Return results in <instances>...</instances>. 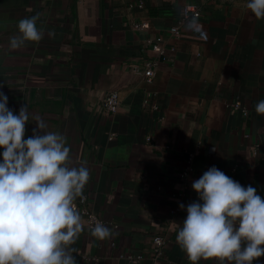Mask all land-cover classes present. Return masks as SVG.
Here are the masks:
<instances>
[{
  "label": "crops",
  "instance_id": "1",
  "mask_svg": "<svg viewBox=\"0 0 264 264\" xmlns=\"http://www.w3.org/2000/svg\"><path fill=\"white\" fill-rule=\"evenodd\" d=\"M246 5L0 0V85L9 108L18 113L28 105L25 138L36 117L47 124L44 131L66 138L69 167L89 171L75 201L86 196L111 230L101 240L81 216L84 228L70 245L76 264H156L157 235L169 241L163 262L192 264L176 240L187 216L180 204L198 199L192 182L212 166L264 198V115L255 110L264 100V19ZM187 6L200 16L171 34ZM32 16L41 40L11 48L19 21ZM150 61L158 65L149 83ZM112 91L121 102L114 114L102 107ZM189 160L193 171L183 180Z\"/></svg>",
  "mask_w": 264,
  "mask_h": 264
},
{
  "label": "clouds",
  "instance_id": "2",
  "mask_svg": "<svg viewBox=\"0 0 264 264\" xmlns=\"http://www.w3.org/2000/svg\"><path fill=\"white\" fill-rule=\"evenodd\" d=\"M246 7L264 19V0H247ZM19 36L10 47L39 41L37 16L18 24ZM0 85V264H76L70 245L84 228L75 200L89 180L86 167H69L70 148L57 132L44 131L36 117L33 135L26 136L28 105L16 113ZM255 110L264 115V100ZM41 130L43 134H40ZM198 199L180 208L187 216L176 240L192 264H256L264 257V198L216 166L192 182ZM92 235L103 240L111 230L95 223Z\"/></svg>",
  "mask_w": 264,
  "mask_h": 264
},
{
  "label": "built area",
  "instance_id": "3",
  "mask_svg": "<svg viewBox=\"0 0 264 264\" xmlns=\"http://www.w3.org/2000/svg\"><path fill=\"white\" fill-rule=\"evenodd\" d=\"M200 16V12L197 10V8L192 6H187L183 9L182 15L180 20L178 21L177 25L171 28V34L173 35H179L181 32V28L186 24L187 21L198 18ZM135 29L143 28V26L140 25H134ZM162 54H164V50H159ZM171 51H174V49H171ZM157 62H147L145 64V70H144V76L146 78L147 82H152L153 78L155 77V72L157 68ZM121 102L120 97L117 92H109L105 95L102 107L105 111L109 113H117L120 108ZM236 109H242L244 113L246 114L247 110H245L244 107L241 106L240 103H237L233 105ZM153 138L149 137L148 140L151 141ZM193 171V166L191 163V160H189V165L185 172L182 175V179L186 180L190 173ZM77 208V211L81 214L82 217L85 218L87 227L92 230L95 223L102 222L103 221L94 213L88 206V199L86 196H82L78 201L74 202ZM169 241L164 235H157L153 238V257L156 260V264H172L170 262H163L165 260V248L168 246ZM133 261H139L143 257L142 256H130L129 257Z\"/></svg>",
  "mask_w": 264,
  "mask_h": 264
}]
</instances>
